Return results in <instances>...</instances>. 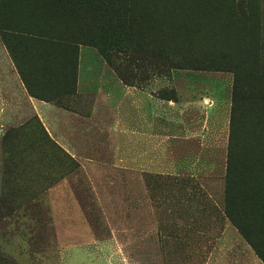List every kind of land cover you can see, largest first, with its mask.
I'll list each match as a JSON object with an SVG mask.
<instances>
[{
	"label": "rangeland",
	"instance_id": "1",
	"mask_svg": "<svg viewBox=\"0 0 264 264\" xmlns=\"http://www.w3.org/2000/svg\"><path fill=\"white\" fill-rule=\"evenodd\" d=\"M19 1L31 5L37 1L42 12L49 8V20L70 31L74 44L94 47L118 78L125 75L129 84L158 95L167 107L164 124L160 122L159 146L127 152L130 157L124 149H112L114 138L105 128L104 133L90 136L91 150L75 152L78 158L93 160L84 166L49 137V186L62 179L61 197L55 200L62 209L54 214L49 199V215L40 211L11 216L17 209L14 205L28 202L31 189L45 187L40 167L35 172L38 178H32L38 184L23 198L9 205L0 197V238L20 241L18 251L31 255L29 263L9 255L11 260L17 264H264L225 210L236 76L231 60L214 62L223 54L239 62L243 51L236 55L234 51L241 48L233 47L244 40L237 21L228 16V3ZM252 1L260 35L252 33L248 44L254 46L255 37L263 42L259 40L262 47L256 49L257 55L253 51L252 60L244 62L250 77L240 85L246 100L240 102L242 113L234 126V159L240 170L244 168L240 175L245 183L260 184L264 181V87L260 83L264 0ZM123 11L129 19L131 13L138 19L137 36L129 24L128 28L116 25ZM107 34L114 38L110 43L104 42ZM197 53L202 60L216 58L209 61L215 66L199 62ZM25 153L29 157L30 152ZM43 154L34 156L40 159ZM19 158H24L23 153ZM238 188L250 191L233 185V193ZM261 188L264 193V183ZM256 243L263 253L264 235Z\"/></svg>",
	"mask_w": 264,
	"mask_h": 264
},
{
	"label": "crops",
	"instance_id": "2",
	"mask_svg": "<svg viewBox=\"0 0 264 264\" xmlns=\"http://www.w3.org/2000/svg\"><path fill=\"white\" fill-rule=\"evenodd\" d=\"M166 107L158 95L118 78L94 47L0 30V197L14 204L38 184L32 180L38 167L45 174L43 191L37 186L36 195H28L31 189L28 202L14 205L11 216L49 215V199L54 214L62 209L55 203L62 179L49 186V137L84 166L93 160L75 152L91 150L90 136L105 128L114 138L112 149L130 157L159 146ZM22 245L0 238L3 255L29 263L31 255L18 251Z\"/></svg>",
	"mask_w": 264,
	"mask_h": 264
},
{
	"label": "trees",
	"instance_id": "3",
	"mask_svg": "<svg viewBox=\"0 0 264 264\" xmlns=\"http://www.w3.org/2000/svg\"><path fill=\"white\" fill-rule=\"evenodd\" d=\"M244 4L237 2V0H225L228 3V11H229V18L236 20L237 24L240 26V32L244 36L243 43L241 42V46L237 45L233 48H241L234 51V54H238L241 57V60L233 61V59L226 58L223 54V57L219 61H215L216 58H206L202 60V54H196L199 56L198 61L201 63H208L210 65L215 66L214 64L209 63L212 61L214 63H221L223 60L228 61L231 60V71L235 72V92L233 96V114H232V123H233V130H232V141L231 147L229 151V162H228V174H227V181H226V205L225 210L226 214L232 223L236 226L238 231L245 237V239L252 245L255 249L257 254H260L261 257L264 259L263 253L260 252L258 244L256 240H259L261 235L263 236V228L264 227V193L262 191V185L264 181H261L260 184H256L257 181L254 180L252 184L245 183L244 180L241 178L240 173V166L238 162L236 163L234 159V154L236 157V153H234L236 146L237 139H236V132H234V126L236 125L237 118L240 119V114L242 113L240 102L245 101L246 98L244 97L242 89L240 85L242 84L243 80L249 75V69L246 68L248 63L246 60H252L249 58L250 55H253V51L260 49L262 44L259 43V39H256L258 33V22H257V15H256V6L252 0H244ZM39 7L37 6V1L33 5L30 3L27 4L26 1L20 2L19 0H0V30L3 33L8 35H22V34H31L36 35L38 37L49 38L50 41H59L65 42L69 44H74L73 37L70 34V31H63L57 27V24L49 20V8H46L45 12H42ZM119 15V19L115 16ZM114 15V19L117 21L116 25L121 24V28H128V24L131 27V31L133 35L137 36L136 33V22L138 23V19L136 16L131 13L130 19L128 18V14L126 11H123L121 14ZM112 17V16H110ZM253 17H255V25L252 27L250 26V22L252 21ZM119 26H117V29ZM261 29V28H260ZM136 31V32H135ZM107 31H105L106 33ZM255 33V43L254 46H250L248 44V37ZM114 38L110 34H107L104 42L110 43ZM247 39V41H246ZM263 42V40H260ZM257 42V43H256ZM76 46L83 45V44H74ZM88 46V45H87ZM256 50V55H257ZM166 51L163 50V54L165 55ZM168 55V54H167ZM249 59H247V56ZM188 57L191 55L188 54ZM229 56V55H228ZM227 56V57H228ZM168 58V57H167ZM255 61V58H254ZM255 66L257 68V60L255 62ZM253 77V74H251ZM257 78V85H258V76L256 73ZM121 79L125 83H129V80L126 79L125 75H121ZM263 79V80H262ZM260 83L264 87V74L263 77L260 78ZM256 86V84H255ZM253 90V89H252ZM264 92V89H263ZM264 100V96H263ZM255 101H253L254 104ZM257 102V101H256ZM235 133V136L233 134ZM236 140V141H235ZM256 184V185H255ZM233 185L240 186L241 188L247 187L250 189L249 192L244 193L242 190L238 188L236 193H233ZM0 264H17L13 262V260L9 259L5 255L0 254Z\"/></svg>",
	"mask_w": 264,
	"mask_h": 264
}]
</instances>
